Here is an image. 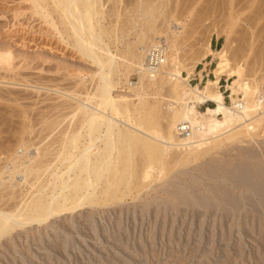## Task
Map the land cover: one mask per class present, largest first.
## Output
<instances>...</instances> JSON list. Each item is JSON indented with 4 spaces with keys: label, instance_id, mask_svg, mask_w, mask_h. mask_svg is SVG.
Listing matches in <instances>:
<instances>
[{
    "label": "rangeland",
    "instance_id": "obj_1",
    "mask_svg": "<svg viewBox=\"0 0 264 264\" xmlns=\"http://www.w3.org/2000/svg\"><path fill=\"white\" fill-rule=\"evenodd\" d=\"M46 2L48 3L46 4ZM46 2H43V6H49H47V10L50 17L52 15L51 18L56 22V25L58 24V29L62 30V25L59 24L61 23L60 13L50 9L55 7L51 1L46 0ZM98 2L102 4L99 9L103 13L100 12V15H102V17L99 16L101 17L100 24L109 36L108 38L106 34H104L106 37L103 35V43H110V51L113 55L116 54V62L119 61L118 64H120V67L118 66L115 70L113 79L117 82L118 77L121 78L118 80L112 96L127 95L129 102L133 106L135 105L134 107L138 106L139 102L130 89L137 85V76L135 73L130 72L127 78L124 79L121 74L125 73L124 68L126 63L128 64L124 61L129 59V56L124 55L126 47L131 44L133 46L131 45L130 48L133 50H137L139 46L141 47V45H137V47L134 44L137 42L138 32H141L142 25H144L143 10L146 5L153 8L154 15L152 32L148 34H151L150 40L152 39L153 41H151L154 43L159 38H164L165 42L167 39L173 38L172 41L177 39L175 43L178 45L179 60L187 67L194 66L187 82L196 92H203L202 86L205 80H213L211 69L215 64V58L211 51H219L224 46L226 39L229 43L227 56H229L232 65L242 64L243 74L248 79L264 77V0H99ZM27 5L26 2L22 3L21 0H0V30H6L7 27L10 30L9 33L1 30L0 47L5 44L6 47L10 46L9 50L15 59L11 61L14 65L9 64V67L11 69L15 67L14 70H18L19 75L22 73V77L19 79L17 72L12 69L10 76H17L19 80L22 79V82L26 75H30V78L29 76L24 78L25 80L29 79V82L36 77V81L29 84L34 86L36 82V88L39 89L37 93L35 91H38V89H31L30 91V88L26 87L27 80L24 83L25 85H22L21 81L19 82L22 83L21 85L19 83L18 86L13 85L11 83L16 82H8V79L11 78L9 77L11 71L5 73L7 76L5 77L4 71L0 70L2 71L0 72V78L5 81V78L9 77L7 83L2 79V82H0V143L5 145L2 148L0 147V154H6H3L0 160L5 159L4 155L8 159V157L15 156L13 153H16V156L23 157L26 154L28 158L33 159L37 154L40 158H35L44 161L41 157L45 153L41 148L46 149L45 155L48 157L47 151L52 154L51 150L53 148V152L62 149L64 144L67 143L66 140L64 142L65 135H70V132L73 134L75 133L74 130H79L78 127L74 126L75 123L81 120L79 114L74 116L77 117L76 121L75 118H72L73 120L70 118L72 113L67 108L73 109L71 107L72 102H75H70L71 99L69 100L68 97H72L70 95L74 90L76 92L74 91L75 96L73 95V97L80 95L77 96L79 99L84 97L85 93V97H87L89 93L94 91L96 85L95 72L98 70L97 67L90 60L78 55L71 47L73 41L70 38H68L69 40L65 38L64 41H60L53 27H50L48 22L45 23L40 15L39 17L38 15H32L29 18V11L26 10ZM17 9L24 10V16L18 17L19 19L16 21L11 17L12 14L10 15L12 11L10 13L7 11H16ZM179 23L181 26H179ZM175 30H180L177 31L178 38L173 37L172 33L176 32ZM115 38H118V40L113 41ZM215 40H217L216 47H211V42ZM145 44L150 46V43ZM206 47L208 50L205 51ZM123 58L125 60L122 62ZM199 59L201 60L196 62ZM122 63L125 64L122 65ZM205 63H209V66L203 74L208 73V77L206 76L200 83L197 80H191L192 74L203 70ZM6 70L5 72L8 71ZM13 71L16 75L13 74ZM25 73L26 75L23 76ZM181 76L186 78L185 71H181ZM17 77L12 81L16 80ZM79 80H82L83 83ZM260 80L261 86H264V80ZM231 82L232 80H226L224 76L220 77L218 82L219 91L223 93L226 105H229L227 98L229 92L225 89V86L227 84L231 85ZM77 84L79 85L77 86ZM60 89L65 90L63 92L62 90L58 91ZM57 91L66 95L60 97ZM71 91L72 93H70ZM79 91L82 93H79ZM52 92H55V94ZM164 92L165 90L155 94L153 91L147 90L144 93L145 95H140L141 100H143L141 102H144L143 105L147 112L149 109L151 110L153 105H156L162 113L168 111V93L167 91ZM238 92H240L239 88ZM64 104H67V108ZM204 104V106L196 107L199 112H202L207 106L213 107L210 102ZM37 105L42 107L39 108ZM59 107L60 110H57ZM62 107L66 110H63ZM36 109L38 110L36 111ZM23 115L25 116L23 117ZM51 116H56V118H50ZM33 118H35L34 121ZM40 118H50L48 122L50 121L49 123L54 124V126L53 121L55 120V129L57 130L52 126L50 130L52 133H48L47 131H49L51 125L48 126L49 123L47 125V121H42ZM56 119L60 121L57 122ZM36 120L38 121L37 124ZM39 121L44 124L41 123V125ZM68 121L71 123L69 124ZM163 121L159 120L161 133H163V130L165 131V128L163 129L160 125L165 124V120ZM80 123L77 125L79 126ZM23 124L28 125L27 127L31 129L33 128L31 126H34L33 129L36 132L33 130V133L31 129L26 131L28 133L23 132L26 130H21V128L26 127ZM38 124L39 126H37ZM45 124L47 125V129H45L47 133L38 134L37 132L40 131L39 128L42 126L44 127L41 130L44 131ZM67 124H73V127ZM68 126L72 127V130L74 128V130L70 131L71 128ZM65 127L69 129L65 130ZM261 127L256 130L257 133L252 132V134H246V136L241 135L235 139L233 138V140L223 139L225 136L222 135L223 137L221 136L218 139L219 144H212V147L210 145L209 147L206 146L195 158L188 157V162L187 159L178 160L180 157L177 159L176 156L179 155V150L169 152L171 153L170 156H165L167 161L164 157V160L162 159L167 172H162L161 175L158 166H152V171H150L152 174L150 173L151 178L148 179V182L143 180L142 185L138 186L139 189L137 187V189L133 188L130 193L128 192V196L124 195V197L116 199L113 204L83 205L74 211L53 214L41 223L31 222L28 225L12 228L8 234L0 237V264H264V205L262 203L264 202V123ZM62 129L69 134L64 131L65 134L63 135L61 133ZM19 131L25 133L23 135L31 133L26 136L29 139L25 136L23 137L24 140L21 139L22 137L17 134ZM20 133L19 135H22ZM58 134L63 136L59 137L62 139L61 144L57 142L59 140H56L59 139ZM11 137L14 138L11 139ZM18 137L22 141L17 139ZM15 139L18 140V147L11 145L13 146L11 149L8 144H13V142L15 144ZM23 141L27 143L24 142L26 149L21 145ZM51 141L54 143L52 144ZM81 142L83 143L84 140L80 139L77 145H80ZM46 143H50L51 150L47 149L50 146ZM55 143L61 146H56ZM96 144L100 145L98 141H96ZM37 146L39 147L37 148ZM5 148H10L9 150H12V152ZM21 148L26 152L25 154L23 151L21 153ZM67 148L69 149V147ZM3 150L9 152L10 156ZM38 150L43 155L39 154ZM57 152L55 153L57 154ZM95 152L96 149L93 150V153ZM51 154L50 158L52 159L50 160H53L56 155ZM1 162L0 166L2 168L3 166H10L7 160H1ZM54 162L51 163L50 169L48 168L49 171H45L47 173L41 174L42 177L39 178L41 181L34 182L33 179H30L33 182L28 181L29 184L24 183L23 185L22 175L18 173L11 181L13 188L10 187V189L12 188L14 192L9 194L11 191L8 190L9 186L7 189L4 185L5 187H2L8 190V194H6V191L0 187L6 196V201L5 198L3 199L4 196L1 197V201L4 200L5 205L4 203L0 204V210L8 212L6 208L7 210L10 208L16 210V207L17 209L19 206L21 207L23 203L20 202L25 201L32 192L34 193L40 183L42 185L45 182L44 180H48L46 178H49L48 175H50V170L53 169ZM6 173L7 170H5ZM5 174L2 181L7 182ZM15 182H18V184L15 185ZM99 188L100 186L96 187L97 190L95 189L97 196H99L97 193ZM16 193L18 197L15 196ZM1 194L2 191L0 196H2ZM11 195L16 198L12 197L13 200H10Z\"/></svg>",
    "mask_w": 264,
    "mask_h": 264
},
{
    "label": "bare ground",
    "instance_id": "obj_2",
    "mask_svg": "<svg viewBox=\"0 0 264 264\" xmlns=\"http://www.w3.org/2000/svg\"><path fill=\"white\" fill-rule=\"evenodd\" d=\"M21 1L22 3L26 2L28 4L27 5L28 8L26 10L29 11V14H28L29 18H31L32 15H35V16L38 15V17L40 15L42 20L45 23L48 22L49 23L48 25H50V27H53L60 41H64L65 38L66 39L70 38L71 41H73V44L71 47L78 53L80 57H83L86 60H90L92 64H94L97 67L98 70L95 72L96 74L93 73L95 74L97 79H95L96 85L92 93H89V95L87 94L88 95L87 97H85L86 95L85 93L84 95L85 98L82 97L78 99L77 96H80V95H77L76 93L75 94L77 96L73 97L74 91H75L74 90L73 93L72 91L70 92L72 93V95L70 96H72L73 98L67 96L69 100L71 99L70 102L72 101L75 102V103L72 102L73 105L71 107H73V109L67 108V104H64V106L66 105L65 107L67 108V110L69 111L71 110L70 113H72V115L70 116V118L71 119L75 118V121H76L77 117H74V116H77L79 114V116H81L82 122L79 119V117L78 119L80 121L79 122L77 121V122L78 123L81 122L82 124L80 123L79 126L80 125L81 126L79 127L77 125L78 123L74 122L77 125V126L75 125L74 127H78L79 130L75 131L73 128L75 133L71 134L72 132L70 131H73L72 130L73 124L69 125L71 123V122L69 123L70 121L69 119L68 121L69 124L67 125L72 126V127L68 126L69 128H71V130L69 131L70 135H65L66 139L64 137V142L66 140L67 143L64 144L62 149H59L58 152L55 151L57 152V154L53 152L54 148L53 150H51L52 148L50 146V143L49 144L46 143L47 145L50 146V147H47L46 145L47 149L51 148L50 150L52 151V154L54 156L56 155L53 160H50L52 159L50 158L51 153L49 154L48 151H47V154L49 155V157L45 155L46 149L44 150V148H41L43 149L42 151H44L43 153H45L44 156H46V157L42 156L44 158L41 157V159H43L44 161L37 160L35 157L40 158L39 155L37 156V154H35L34 159L28 158L25 154L26 152H24L22 148L20 151L21 153L24 152L25 155L23 157L16 156V153H13V155L15 154V156L8 157L7 159L5 156L6 154L3 153L5 154L4 160H7L10 166L9 165L3 166V168L2 166H0L1 167L0 168V187L2 186L5 187L4 185H6V188H7L9 186L8 187L9 189L7 188L8 190H11L9 194H11V192H14V190L12 191L13 184H11V181L15 178V175H17L18 173H21L22 183L24 185V183H28V181H30L31 183L33 182V180L34 182L39 180L40 176L42 177L41 174L47 173L45 172L46 170L49 171L51 163L53 164V162L55 161L54 162L55 164L53 166V169L51 167L52 170H50L51 171L50 175H48L49 178H46L48 180H44L45 182L42 183V185H40L41 184L40 183L38 185L39 187H36L35 192L34 193L32 192V194L30 193L31 195L27 199L23 197L25 201H22L21 198L20 199L22 202L18 200L20 203H23L21 207L19 206L18 209L16 207V210L15 209L12 210L8 206V208H10L9 210H7L6 208V211L8 212H5V210L4 211L0 210V237L8 234L12 230V228H16V227L18 228L20 226L28 225L31 222L41 223V222L46 221V219L53 214L56 215L63 211H74L76 208L78 207L80 208L83 205L91 206V205L98 204L99 206V204L100 205L113 204V202L116 199L118 200V198L120 199L122 196L124 197V195H127L128 192L130 193V191L133 188L139 189L140 185H142L141 182H143V180L144 181L146 180L148 182L149 181L148 179L151 178L150 175L152 173L150 171H152L151 169L152 166L157 165L160 174L162 172H167L165 171V166H164L165 164H163L162 161L167 157V155L171 154L169 152H172L173 150H179L180 151L179 155H177L176 157L177 159L180 157L178 159L180 161H182L183 159H187L190 156L195 158L199 153H201V151L204 148H206V146L209 147V145L211 146L212 144L217 145V143L220 142L218 139L222 135L225 136V137L222 136L223 139L225 138L226 140H230V139L233 140V138L235 139L236 137H240L241 135L246 136V134L248 135L250 133L252 134V132L253 133L256 132V130H258L264 123V86H261L259 82V79L264 80V77L259 78V79L257 78L248 79L243 74L242 64H237L236 66L232 65L231 61L229 60V56H227V48H228L229 43L227 42L228 40L226 39V37H225L226 39L225 44L224 46L222 45L223 47L219 51H211V54L215 58V64L213 68L211 69L213 80L212 81L205 80L204 85L202 86L203 92L198 93L195 90H193L187 82L194 66L187 67V65H184L183 62L179 60V57H178L179 50L177 47L178 45L175 43L177 39L176 41H174L175 39L172 41L173 38L172 39L166 38L167 41L165 42L164 38H159L158 40L154 41V43L152 42L153 41L152 39H151L152 41L150 40L151 34L150 35L148 34L152 32V28H153V20H154L153 8L149 7V5H146V8L144 6L143 15H144L145 22L143 21L144 25H142L143 28L141 29V32L143 33L138 32L139 34H137V38H136L137 42L135 41L136 43L134 44L135 46L141 45V47L139 46L137 50H133L132 48H130L132 44L126 47L124 55L129 56V59L128 60L126 59V61H124L125 63L128 62V64L126 63V67L124 68L125 73L121 74V76H123L124 79L127 78V75L130 72L135 73V75L137 76V85L133 89H130L133 95L138 98L137 100L139 102L138 106L134 107L135 105L133 106L131 102H129L130 100L128 99L127 95L120 94V95H116V97L112 96L113 91L115 90V86L117 85L118 80H120L121 78L118 75L119 77H118L117 82H115V80L113 79V77L115 76V72H116L115 70H117L116 68H118V66L120 67V64H118L119 61L116 62V58H117V56L115 57L116 54L113 55V53L110 51V47H109L110 43L105 44L103 43V40H102V37L104 34H106L108 38L109 36L107 34V31L104 30V28L100 24V18L102 17V15H100L101 10L99 9V7L101 8L102 4L99 2L97 3V1L99 0H48L49 2L51 1V3H53L56 9L58 8V10H56L55 7L50 8V9H53L55 10V12L57 11V13L58 12L60 13L59 18L61 19V23L59 24L62 25V30L58 29L57 27L58 24L56 25V22H54L53 19L51 18L52 15L50 17L49 15L50 13L47 10L49 6L45 5L46 7L48 6L47 8L43 6V2L44 1L46 2V0H21ZM47 3L48 2H46V4ZM13 10L15 9L13 8ZM13 10H10L7 12L10 13L12 11L10 15L12 14L11 17H13V19H16V21L17 19H19L18 17L24 16V10H18V9L16 11H13ZM101 14L103 13L101 12ZM14 25H17V24H14ZM179 26H181L180 23H179ZM7 28L6 30H2V29L1 30L4 32L8 31L9 33L10 30ZM175 31L176 32L172 33L174 38L178 36V33H177L178 30H175ZM11 32H12V29H11ZM117 40L118 38L117 39L115 38L113 41H117ZM145 43H148V44L150 43V46H147ZM5 45L2 46L1 44L2 47H0V70L4 71V74L11 71V73H9V77H11L10 74H12V69L14 70L15 67L11 69L9 67L10 66L9 64L14 65L13 63H11V61L15 58H13L12 56L13 54L9 50V47H10L9 44H8L9 47H6ZM209 45L207 46L208 48H209ZM208 48L207 49L204 48L205 51L208 50ZM14 56H17V55H14ZM124 58L126 57L124 56ZM124 58L121 60L122 62L123 60H125ZM200 60L201 59L196 60V62ZM124 64L122 63V65ZM208 66H209V63H205L203 65V70H208ZM4 68L7 69L8 71L6 70L7 72H5ZM182 70L185 71L186 78L181 76ZM14 71L17 72L18 70H14ZM14 71H13V74L16 75ZM18 73L19 72H17V74ZM21 74L22 73H20V75ZM20 75L18 74L19 79L22 77V75L21 76ZM25 75L26 73L23 76ZM26 76H29L30 78V75H26ZM222 76L226 77V80H232L231 85L227 84L225 86V89L229 92L227 96L229 105H226L225 97L223 93L219 91L218 82H219L220 77ZM5 77H7L6 74H5ZM12 77L9 79L5 78L6 79L5 81L3 80V78H0V82L2 81L6 82L9 80L8 82H16V83H11V84L18 86L19 84L21 85L22 83H23L22 85H25L24 83H26V80H27L28 83H26V87H28V89L30 88L29 89L30 91L31 89L33 90L38 89L36 88L37 87L36 82L34 86L29 84L30 82L33 83L34 81H36L35 80L36 77L34 78L33 81L30 79L31 80L30 82L28 81L29 79L25 80L24 79L25 77L23 78L24 81L22 82L21 81L22 79L19 80L17 76L15 77H17L16 80L18 79V82L16 80L12 81V79H15L13 75ZM43 79H41V81H43ZM20 81L22 83H19ZM80 82L83 83L82 80ZM78 85L79 84H77V86ZM238 88L240 89V92H238ZM61 90L62 89L58 91H61ZM147 90L153 91L155 94L162 92L163 90H165V92L167 91L168 111L162 113L160 112L159 108L156 105L155 106L153 105L151 110L149 109V111L147 112L145 110L146 108H144V105H143L144 102L143 103L141 102L143 100H141V97H140V95L146 93ZM80 91L79 93H82ZM35 92L36 93L39 92V89L38 91H35ZM52 93L55 94V92H52ZM67 93L69 94V92ZM58 94L57 95L60 97L66 95V94L59 93V92ZM60 97L58 98L60 99ZM44 98L46 99V97ZM206 102L212 103L213 107L207 106L204 108L202 112H199L196 107L204 106L205 105L204 103ZM74 104H75V107H74ZM62 108L63 110H66V108L65 109L64 107ZM28 109L30 110V108ZM38 109H36V111ZM57 110H60V107ZM22 111L24 112V110ZM54 112L56 111L54 110ZM65 114L67 115V113ZM62 115L64 114L62 113ZM24 116L25 115H23V117ZM50 118L55 119L56 116H51ZM50 118L49 119L40 118V120L42 121L46 120L47 121L46 124L48 125V123L50 122V121L48 122V120H50ZM34 119L35 118H33V121ZM162 119L165 120V124H164L165 127L164 125H162L164 123ZM159 120L163 121V123L160 124L163 127V129L165 128V131L164 130L162 131L163 133L160 132L162 130L161 127H160L161 130L159 129ZM42 121H39V123L44 124ZM54 121L53 123H55V126H56V122ZM56 121L59 122L60 120L58 121V119H56ZM37 122L38 121L36 120V124ZM51 122H52V119H51ZM26 124H23V125H26ZM33 124L35 125V122ZM46 124H45L44 131L41 130V128L44 126L39 128L40 131L37 132L38 134L46 132L45 130L47 129ZM27 126L28 125H26V127ZM37 126H39V124ZM48 126H50L51 128L49 127L50 129L47 132L52 133L50 130L52 129V126H54V124L52 125V123L51 124L49 123ZM55 126L53 127L54 129H55ZM26 127L21 128V130L26 129L23 132L28 133L26 131H28L31 128L27 127L28 128L27 129ZM31 127L34 128V126H31ZM68 127H65V130H67ZM182 127H187L188 129H190L189 136L180 135L179 129ZM33 128L31 129V131L34 133V131L36 132V130H34ZM62 131L61 133L63 135L65 133L66 134L68 133L67 131H65V133L64 131L63 132ZM20 132L21 131H19V133ZM19 133H17L18 136H21L22 137L21 139L23 140H24L23 138L24 136L25 138H28L26 136L31 134L30 131H29L30 134H26V135H23L25 133H22V132H21L22 135H19ZM53 133H54V130H53ZM62 134H58L59 135L58 138L63 137ZM12 138L14 137H11V139ZM17 139H20V137H18ZM80 139L82 141L84 140V142L83 143L81 142L80 145H77V142ZM56 140H59L57 142L61 144L60 142L62 139L59 138ZM17 141L18 140H16V143H15L16 145L14 144V142L13 144H8V145L10 146L13 145L15 147L18 145ZM96 141H98L100 145H97ZM24 142L25 141H23L22 144L21 143L20 144L22 145L24 149H26ZM51 142L53 144L56 141L54 140V142L53 141ZM0 144L2 145V143ZM1 145H0L1 148L5 146V145H2V146ZM54 145H56V143ZM66 145L67 147H69V149L66 147ZM13 146H11V149L13 148ZM38 147L39 146H37V148ZM9 149L10 148L6 150H8L9 152H12V150H9ZM94 149H96L95 153H93ZM72 150L76 152H73ZM4 151L5 150H3V152ZM20 151H17V152H20ZM9 152H6V153L8 154ZM13 152H14V149H13ZM40 153L41 152L39 151V154ZM1 154H0V158L3 156V154L2 155ZM8 155L10 156V154ZM173 155H176V154H173ZM47 158H49L48 160L52 162L50 161L48 162ZM1 160L4 161L3 159ZM171 161H174V160H171ZM187 162H188V159H187ZM5 170H7L6 174H5ZM4 174L7 177L6 179L7 182L2 181ZM30 179H33V180H30ZM17 184L18 182L17 183L15 182V185ZM98 185L100 186L97 192L99 196H97L96 191H95L96 187H99ZM10 187L12 188L10 189ZM6 188L5 189L3 188V190L6 191V194H8V190ZM3 190H1L2 196H0V202H1L0 204L6 201V196L5 194H3L4 192ZM15 196L18 197V194ZM1 197H3V199L5 198V201L4 200L1 201L2 199ZM12 197L14 199L16 198L11 195L10 200L12 199ZM262 203L264 205V202Z\"/></svg>",
    "mask_w": 264,
    "mask_h": 264
},
{
    "label": "crops",
    "instance_id": "obj_3",
    "mask_svg": "<svg viewBox=\"0 0 264 264\" xmlns=\"http://www.w3.org/2000/svg\"><path fill=\"white\" fill-rule=\"evenodd\" d=\"M216 45H217V40L211 42V45H210V46H211V47H212V46L216 47ZM203 72H204V70H201V71H199V72H197V73H195V74H192L193 77L191 78V80H195V81L197 80L198 83L202 82V80H203L204 78H206V76L208 77V73H207V74H203Z\"/></svg>",
    "mask_w": 264,
    "mask_h": 264
},
{
    "label": "built area",
    "instance_id": "obj_4",
    "mask_svg": "<svg viewBox=\"0 0 264 264\" xmlns=\"http://www.w3.org/2000/svg\"><path fill=\"white\" fill-rule=\"evenodd\" d=\"M179 133H180V135L189 136L190 129H188L187 127H182V128L179 129Z\"/></svg>",
    "mask_w": 264,
    "mask_h": 264
}]
</instances>
